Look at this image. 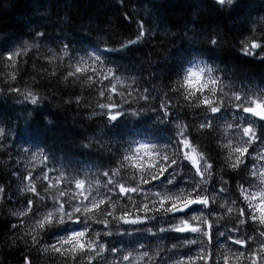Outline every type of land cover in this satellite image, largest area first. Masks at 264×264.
Returning a JSON list of instances; mask_svg holds the SVG:
<instances>
[{
  "label": "snow or ice",
  "instance_id": "1",
  "mask_svg": "<svg viewBox=\"0 0 264 264\" xmlns=\"http://www.w3.org/2000/svg\"><path fill=\"white\" fill-rule=\"evenodd\" d=\"M213 4L234 11L242 7L243 0H213ZM117 5L125 9L124 17L137 25L135 37L121 41L118 48H77L65 37L63 28L49 46L46 31L35 30L29 37L31 43H0V64L18 69L22 58L47 48L49 63L52 59L67 63L66 81L86 80L99 97L108 101L97 104L106 128L115 130L126 116L150 111L155 114L157 127L169 133L168 139L133 140L127 153L118 145H110L107 164L99 165L92 179H81L77 169L49 167L55 157L47 145L36 142L30 127L16 131L11 119L0 112V152L9 154L17 165L11 175L27 181L23 208L12 213L19 223L12 224V229L22 231L18 239L38 257L47 254L53 264H262L264 172L257 185L254 163L264 162V87L236 88L234 74L213 66L211 58L184 69L194 60L179 56L176 75L184 71L183 82L177 79L167 86L163 99L153 97L154 86L140 88L134 76L127 88L118 90L117 85H123L122 69L106 54L130 49L154 33L150 21L143 16L137 18L135 9L128 10L126 0H117ZM248 24L247 34L239 40L240 54L264 63V17L250 18ZM190 31L192 35L186 30L183 38L192 41L197 33L195 29ZM199 36L212 48L223 46L224 38L218 31L201 32ZM9 79L0 88V97L24 105L27 117H32L45 100L38 92L39 85L22 91L16 86V75ZM224 80L230 83L222 86ZM133 98L140 105L138 110L132 109ZM153 99H160L158 108L146 109ZM75 103L82 101L77 97ZM174 107L181 111L174 112ZM221 126L226 143L218 148L228 149L229 156L217 164L205 151L198 152L195 140L199 134L214 133ZM12 134L23 135L24 144L30 145L22 146L15 157L11 155L15 148L10 143ZM135 143L139 146L132 151L131 144ZM161 143L163 148L158 147ZM94 145L104 146L97 139L83 147ZM253 151L256 156L250 161ZM29 156L32 160L39 156L40 167L21 172L19 165ZM53 171L58 173L56 179L50 175ZM155 182L159 187L153 190ZM252 188L257 190L252 192ZM5 194L6 189L0 187V199ZM48 233L53 239H45ZM124 237L130 239L125 241ZM24 264H32V260L26 256Z\"/></svg>",
  "mask_w": 264,
  "mask_h": 264
},
{
  "label": "trees",
  "instance_id": "2",
  "mask_svg": "<svg viewBox=\"0 0 264 264\" xmlns=\"http://www.w3.org/2000/svg\"><path fill=\"white\" fill-rule=\"evenodd\" d=\"M126 2L128 10L135 9L134 15L137 18L143 16L145 21H150L154 35L147 36L141 43L123 52L106 54L121 66L123 85H117L118 90L127 88L132 83L131 77L134 76L140 88L151 89L154 86L153 97L163 99V93L168 91L167 86L177 79L183 82L185 72L181 71L179 77L176 75V57L179 56L194 60L192 65L185 64L184 69L188 66L195 68L199 60L211 58L213 66L226 68L229 75L234 74L232 82L236 88L244 85L257 89L264 87V63L243 56L239 51V40L242 34H247L249 19L264 17V0H243L242 7L234 11L222 10L210 0ZM124 11L125 9L118 7L117 0H0V43L4 46L26 40L31 43L29 37L34 31L42 30L48 34L49 46H52V40L63 28L65 37L72 40L77 48L95 45L101 48H118L121 41L134 38L137 31L136 23L127 20L123 15ZM192 29L196 30L197 37L192 41L184 39V32L189 30L191 36ZM213 31L220 32L224 38L220 48H212L199 36L201 32ZM50 55L47 48H42L39 53L33 51L22 58L18 69L0 64V88L4 87L5 82H10L11 75H16V86L22 91L33 90L34 85L38 84L39 94L45 97L43 106L37 113H33L32 117H27L24 105L14 104L7 97H0V112L11 119L16 131L30 127L36 142L47 145L55 157V160L49 162V167L74 168L79 171V178L88 176L92 179L98 171V166L109 161L110 145H118L122 152L127 153L129 143L133 140L139 142L159 138L163 142L168 139L169 133L164 131L162 126L157 127L154 122L155 114L150 111L141 116L128 115L117 129L110 131L105 127V121L100 116L101 110L97 107L98 102L108 101L99 97L96 89L90 88L86 80L76 83L70 79L66 81L67 63H60L56 59L49 63L47 57ZM229 83V80H224L222 86ZM135 95L136 93L133 97ZM77 97L82 101L79 105L75 103ZM116 99L121 104L124 103V99ZM160 99L149 101L145 108H158ZM175 99L176 97H173L174 102ZM69 100L73 102L68 103ZM140 104L144 102L140 101ZM139 107L133 98L132 109L138 110ZM28 108L30 110L31 106ZM173 111L181 110L174 107ZM187 119H192L191 110ZM223 134V126L214 133L199 134L195 140L198 152L205 151L217 164L222 163L229 156L228 149L221 151L218 148L219 144L226 143ZM12 135L10 143L15 144V148L11 155L15 157L17 150L30 145L24 144L23 135ZM218 136L221 139L217 140ZM97 139L103 142V147H83L89 141ZM138 146V143L131 144L132 151ZM158 147L163 148V143ZM115 150L111 148V151ZM255 156L256 152L253 151L249 160L252 161ZM188 163L185 161V164ZM254 166L257 171L255 183L260 185L264 162L257 160ZM16 167L14 160L9 159V154L0 152V187L6 189V194L0 199V264H24L26 256L32 260V264H53L47 254L38 257L34 249L29 250L28 245L18 239L22 231H14L11 227L12 224L19 223V219L12 213L23 208L26 195L23 188L27 184V181L17 180L11 175ZM33 167L39 169V156L35 160L30 156L26 157L19 165L21 172H24L25 168L31 170ZM50 175L53 179L58 177L55 171ZM37 183L43 194L42 186ZM158 187L159 182L152 185L153 190ZM256 190L250 189L252 192ZM27 195L31 197L30 193ZM45 239H53V234H46ZM129 239L124 237L125 241Z\"/></svg>",
  "mask_w": 264,
  "mask_h": 264
},
{
  "label": "bare ground",
  "instance_id": "3",
  "mask_svg": "<svg viewBox=\"0 0 264 264\" xmlns=\"http://www.w3.org/2000/svg\"><path fill=\"white\" fill-rule=\"evenodd\" d=\"M5 107V106H4Z\"/></svg>",
  "mask_w": 264,
  "mask_h": 264
},
{
  "label": "water",
  "instance_id": "4",
  "mask_svg": "<svg viewBox=\"0 0 264 264\" xmlns=\"http://www.w3.org/2000/svg\"><path fill=\"white\" fill-rule=\"evenodd\" d=\"M213 1V0H212Z\"/></svg>",
  "mask_w": 264,
  "mask_h": 264
}]
</instances>
